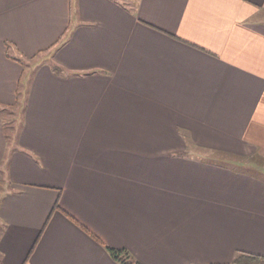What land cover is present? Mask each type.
I'll return each instance as SVG.
<instances>
[{
  "label": "crops",
  "instance_id": "1",
  "mask_svg": "<svg viewBox=\"0 0 264 264\" xmlns=\"http://www.w3.org/2000/svg\"><path fill=\"white\" fill-rule=\"evenodd\" d=\"M107 245L264 255V0H0V264H123Z\"/></svg>",
  "mask_w": 264,
  "mask_h": 264
},
{
  "label": "rangeland",
  "instance_id": "2",
  "mask_svg": "<svg viewBox=\"0 0 264 264\" xmlns=\"http://www.w3.org/2000/svg\"><path fill=\"white\" fill-rule=\"evenodd\" d=\"M3 114H4L5 123H6V128L9 134V138H10V147L12 150L13 145H16V144H13L14 143L13 141L17 138L16 136L23 123L24 106H19V105H15L11 107L9 106L3 110ZM187 138H188V142H187L186 149L192 152L201 153L205 155L206 158L210 159V156H214L215 153L216 155L217 153H220V154L224 153V150L220 148L212 147L210 145L203 144V143H196L189 137V135L187 136ZM224 156H222V158L216 156V158H218L219 160L221 159L222 162L223 161L227 162L228 160L223 158ZM246 160L244 161L246 163L245 165L258 166V163H257L258 161L256 158L252 160H249V159H246Z\"/></svg>",
  "mask_w": 264,
  "mask_h": 264
},
{
  "label": "trees",
  "instance_id": "3",
  "mask_svg": "<svg viewBox=\"0 0 264 264\" xmlns=\"http://www.w3.org/2000/svg\"><path fill=\"white\" fill-rule=\"evenodd\" d=\"M111 255L123 264H142L138 259L134 258L125 248H116L107 245ZM233 264H264V255L240 253L232 262Z\"/></svg>",
  "mask_w": 264,
  "mask_h": 264
}]
</instances>
